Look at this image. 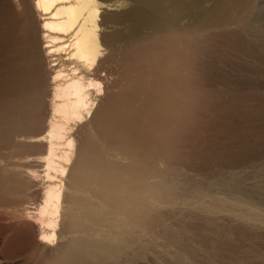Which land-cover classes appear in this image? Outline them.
<instances>
[{
    "label": "rangeland",
    "instance_id": "374dc122",
    "mask_svg": "<svg viewBox=\"0 0 264 264\" xmlns=\"http://www.w3.org/2000/svg\"><path fill=\"white\" fill-rule=\"evenodd\" d=\"M208 6H191L179 25L190 28L181 31L150 23L131 33L123 22L106 64L114 80H104L93 113L71 123V164L56 157L66 172L47 169L45 141L17 137L0 148V264H52L68 217L48 244L16 211L38 203L49 183L62 184L67 204L83 161L94 156L119 173L117 195L131 200L143 231L134 229L116 259L90 264H264V0H252L231 24L195 25ZM47 93L30 135L45 130Z\"/></svg>",
    "mask_w": 264,
    "mask_h": 264
},
{
    "label": "bare ground",
    "instance_id": "6f19581e",
    "mask_svg": "<svg viewBox=\"0 0 264 264\" xmlns=\"http://www.w3.org/2000/svg\"><path fill=\"white\" fill-rule=\"evenodd\" d=\"M202 1L0 0V148L11 145L17 137L45 141L47 169L66 172L69 167L57 163L56 157L71 164L76 152L71 123L91 115L104 80H114L106 64L118 48L123 22L128 21L131 33L150 23L171 31L186 30L189 22L179 27L180 21L191 13V6ZM251 1L206 0L208 12L192 13V20L195 25L231 24L244 16ZM33 14L39 20V34ZM47 89L45 130L30 135V130L42 123L40 113L44 111H38ZM17 144L23 145V139ZM61 144L66 148H59L58 153ZM100 161L97 156L86 157V166L78 171L84 178L73 186V197L67 204L62 184L49 183L42 186L38 203L16 211L25 224L36 225L37 242L48 244L58 238L62 216L68 217L67 240L52 264L116 259L134 242V229L143 231L131 200L117 195L118 188L124 189L116 177L119 173L101 167ZM34 171L26 174L36 181L39 173Z\"/></svg>",
    "mask_w": 264,
    "mask_h": 264
}]
</instances>
